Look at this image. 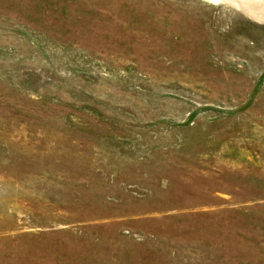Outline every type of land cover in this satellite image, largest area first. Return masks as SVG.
Masks as SVG:
<instances>
[{"label": "rangeland", "instance_id": "374dc122", "mask_svg": "<svg viewBox=\"0 0 264 264\" xmlns=\"http://www.w3.org/2000/svg\"><path fill=\"white\" fill-rule=\"evenodd\" d=\"M0 264H264V0H0Z\"/></svg>", "mask_w": 264, "mask_h": 264}]
</instances>
